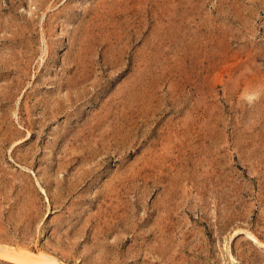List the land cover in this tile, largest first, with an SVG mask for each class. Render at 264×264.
I'll return each mask as SVG.
<instances>
[{"label": "rangeland", "instance_id": "obj_1", "mask_svg": "<svg viewBox=\"0 0 264 264\" xmlns=\"http://www.w3.org/2000/svg\"><path fill=\"white\" fill-rule=\"evenodd\" d=\"M0 247L264 264V0H0Z\"/></svg>", "mask_w": 264, "mask_h": 264}, {"label": "bare ground", "instance_id": "obj_2", "mask_svg": "<svg viewBox=\"0 0 264 264\" xmlns=\"http://www.w3.org/2000/svg\"><path fill=\"white\" fill-rule=\"evenodd\" d=\"M0 256L5 260L13 261L15 264H61L54 257L51 258L42 254L30 253L29 251L22 252L21 250H13L12 248L0 247Z\"/></svg>", "mask_w": 264, "mask_h": 264}]
</instances>
